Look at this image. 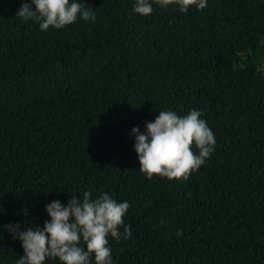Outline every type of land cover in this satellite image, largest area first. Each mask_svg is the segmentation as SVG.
Here are the masks:
<instances>
[{"label":"trees","instance_id":"obj_1","mask_svg":"<svg viewBox=\"0 0 264 264\" xmlns=\"http://www.w3.org/2000/svg\"><path fill=\"white\" fill-rule=\"evenodd\" d=\"M29 2L0 0V225L42 229L48 203L107 193L130 205L113 264H264V0H150L147 16L76 0L94 21L44 31L16 17ZM165 110L214 133L187 180L139 171L132 129ZM23 255L0 228V264Z\"/></svg>","mask_w":264,"mask_h":264},{"label":"clouds","instance_id":"obj_2","mask_svg":"<svg viewBox=\"0 0 264 264\" xmlns=\"http://www.w3.org/2000/svg\"><path fill=\"white\" fill-rule=\"evenodd\" d=\"M160 7L175 4L180 11L187 12L191 6L203 10L207 0H154ZM34 6V7H33ZM133 11L147 16L153 11L150 0H135ZM22 20H34L42 31L50 27L63 28L76 22L94 21L95 13L76 0H30L21 5L17 13ZM199 110H191L184 116L175 111H159L153 122H148L144 131L132 129L135 136V151L139 160V171L151 179L153 175L169 180H187L190 174L200 168L214 151V133ZM193 145L198 150L193 151ZM128 202H117L109 194L102 193L93 198L85 191L83 198L75 196L67 206L59 200L46 205L50 217L43 228L29 227L20 231V225L6 227L14 239L21 241L24 255L17 264H45L53 258L61 264H90L94 254L95 264H113L109 235L121 239L120 227L129 209ZM132 235L131 227H123V239ZM81 240L85 247H81Z\"/></svg>","mask_w":264,"mask_h":264}]
</instances>
